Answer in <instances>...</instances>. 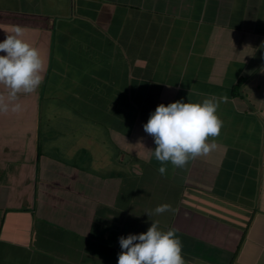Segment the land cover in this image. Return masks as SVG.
Wrapping results in <instances>:
<instances>
[{
    "label": "crops",
    "instance_id": "obj_1",
    "mask_svg": "<svg viewBox=\"0 0 264 264\" xmlns=\"http://www.w3.org/2000/svg\"><path fill=\"white\" fill-rule=\"evenodd\" d=\"M13 25L46 72L0 113V264H117L152 221L187 264H264V0H0ZM221 96L215 149L161 175L150 114Z\"/></svg>",
    "mask_w": 264,
    "mask_h": 264
},
{
    "label": "clouds",
    "instance_id": "obj_2",
    "mask_svg": "<svg viewBox=\"0 0 264 264\" xmlns=\"http://www.w3.org/2000/svg\"><path fill=\"white\" fill-rule=\"evenodd\" d=\"M0 29L5 32V39L0 42V53H4L0 55V85L7 90L6 96L0 95V113L19 112L21 105L16 101L21 94H32L40 88L46 62L39 49L24 39L22 26ZM227 101V96H221L207 97L198 103L176 101L157 106L143 128L156 145L152 155L161 165L158 169L161 175L166 173L168 163L183 169L215 149L214 138L220 135L223 126L218 109ZM209 138H213L212 142ZM174 211L172 205L164 203L145 213L151 219ZM177 231H163L158 221H152L145 233L121 236L122 251L117 264H187Z\"/></svg>",
    "mask_w": 264,
    "mask_h": 264
},
{
    "label": "trees",
    "instance_id": "obj_3",
    "mask_svg": "<svg viewBox=\"0 0 264 264\" xmlns=\"http://www.w3.org/2000/svg\"><path fill=\"white\" fill-rule=\"evenodd\" d=\"M234 88H235V89H238V88H239V84H238V85H236Z\"/></svg>",
    "mask_w": 264,
    "mask_h": 264
}]
</instances>
